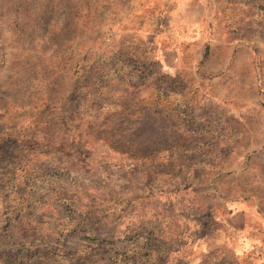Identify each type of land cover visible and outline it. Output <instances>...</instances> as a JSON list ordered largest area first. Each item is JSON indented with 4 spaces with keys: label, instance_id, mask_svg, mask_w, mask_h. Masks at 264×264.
<instances>
[{
    "label": "rangeland",
    "instance_id": "374dc122",
    "mask_svg": "<svg viewBox=\"0 0 264 264\" xmlns=\"http://www.w3.org/2000/svg\"><path fill=\"white\" fill-rule=\"evenodd\" d=\"M131 48L150 77L185 95L168 103L187 101L193 120L217 123L204 162L183 150L203 137L192 132L200 120L188 131L144 105L108 131L122 151L156 152L152 169H91L68 149L101 161L80 139L81 74ZM34 131L64 145L75 204L41 200L50 183L35 190L25 172L0 171V264L29 254L31 264H68L65 254L81 264H264V0H0L1 152L19 160ZM2 202L14 212L11 235L41 238L37 249L13 244ZM68 217L80 219L77 233Z\"/></svg>",
    "mask_w": 264,
    "mask_h": 264
},
{
    "label": "trees",
    "instance_id": "16d2710c",
    "mask_svg": "<svg viewBox=\"0 0 264 264\" xmlns=\"http://www.w3.org/2000/svg\"><path fill=\"white\" fill-rule=\"evenodd\" d=\"M121 52L125 51L123 49ZM128 55L118 56L108 58L109 62L105 63V66H100L98 63H93L88 65L87 70H83L81 76L83 77L81 90H85L83 95L82 105L80 106V113L78 114L80 122L79 132L81 141H89L91 143V149L95 151L94 156L100 162L93 161L88 151H83L81 147L73 146L68 147L70 152H73L78 156L77 162L91 169L94 167L98 170L104 168L101 165L108 167H114L118 171H125L126 168H138L140 162L150 165L149 168L152 169L155 159L154 155L156 152L150 154H137L130 151H122L115 147L112 142V136L109 133L110 125L115 117L120 114L129 112L132 108L138 107L139 105L153 106L157 112H167L168 116L172 119L181 121L182 125L186 127L189 131L193 126L198 124V120L201 122L197 125L196 129H192L194 134H198L203 137L199 139L193 146H186L184 148V154L188 158L196 157L197 164L204 162L205 158L208 157L209 149L202 148V146L207 144L209 139L217 133V123L214 121H209L203 119V117H198V120H193L191 113H188L187 107L189 103L187 101H177L168 103V100L172 96H176L179 99H183L185 95L175 89L176 85H168L169 82L173 81L168 79L166 81L157 78L150 77V71L146 66L143 57L136 55L134 49H129L127 51ZM81 77V78H82ZM81 126H83V133H81ZM225 136L228 137L226 131ZM27 139H21L19 142L21 147L24 145L23 150L27 152L26 155H21L20 159L17 157L11 159L6 156L5 152L0 150V171L2 174L13 175L14 171H19L20 174H24L25 178L28 177L34 185L33 188L36 190L42 183H50L47 195H42L40 199L44 198L47 200L50 196L54 197L56 202L68 203L70 206L75 204L76 194L69 191L67 185V178L72 175V167L70 165V158L64 160L62 154V148L64 145L61 143L53 144L49 142L45 137L39 138L35 136V131L29 133ZM7 135L0 137V145L7 141ZM199 137V138H200ZM23 138V137H22ZM230 138V137H229ZM17 142V141H16ZM206 144V145H205ZM4 145V144H3ZM3 148V146H0ZM82 150V151H81ZM50 153V156L48 153ZM85 152V153H83ZM80 154V155H79ZM197 154L198 156H195ZM45 156V161H40L39 158ZM83 156V159H80ZM176 154H173L175 157ZM39 157V158H38ZM92 157V158H93ZM202 157L203 159H197ZM9 158V159H8ZM114 158V159H113ZM120 158V160H119ZM116 159V160H115ZM126 160L127 162H125ZM191 160V159H190ZM119 162V163H117ZM45 163V164H44ZM153 163V164H152ZM28 167V168H27ZM13 168V171L9 170ZM75 177L79 178V171L75 170ZM160 174H167L165 172H160ZM60 175L66 176V178L58 177ZM74 176V175H73ZM58 177V178H57ZM98 192V191H97ZM32 202H36V197L34 194L30 196ZM0 199V203H1ZM1 206V205H0ZM3 212L7 213V225L9 229L8 235L12 238L14 245L21 248V250H30L32 246L37 247V243L42 239L39 237H34L33 239H26L25 235L21 237H16L13 234L14 230V219L13 211L10 213V206L3 208ZM68 217L67 225L69 224V230L73 233H77L75 226L80 219L75 218L74 222ZM70 222V223H69ZM63 225V224H62ZM49 232H58L59 235L62 233L61 228ZM47 237V236H45ZM43 238V237H42ZM52 241H49L46 245H51ZM51 251H49L50 254ZM47 254V253H46ZM44 252L39 255V257L48 256ZM34 254L23 255L20 262L31 264L37 263V257L34 258ZM65 259H68V264H81V255H64ZM86 262V259H85ZM82 264H85L82 262Z\"/></svg>",
    "mask_w": 264,
    "mask_h": 264
}]
</instances>
